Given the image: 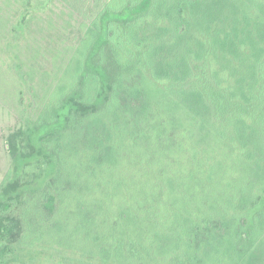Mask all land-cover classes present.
Listing matches in <instances>:
<instances>
[{
  "label": "trees",
  "instance_id": "1",
  "mask_svg": "<svg viewBox=\"0 0 264 264\" xmlns=\"http://www.w3.org/2000/svg\"><path fill=\"white\" fill-rule=\"evenodd\" d=\"M19 1L0 0V33ZM82 32L32 97L38 131L10 138L4 252L239 264L264 235V0H98Z\"/></svg>",
  "mask_w": 264,
  "mask_h": 264
},
{
  "label": "rangeland",
  "instance_id": "2",
  "mask_svg": "<svg viewBox=\"0 0 264 264\" xmlns=\"http://www.w3.org/2000/svg\"><path fill=\"white\" fill-rule=\"evenodd\" d=\"M30 1V8L22 0L10 4H14L11 6L13 12L6 23L3 19L7 31L0 33V66L3 65L0 72V185L13 167L9 149L12 135L38 129L35 124L38 109L33 112L30 109L32 97H44L48 89L56 84L71 49L78 46L82 39L83 25L89 24L98 7V0ZM0 7L5 9L3 4ZM27 11L36 12V20L31 23L30 29L19 31L16 41L11 30L19 25ZM33 54L38 57L33 58ZM7 65L11 69L8 70ZM9 81L13 83L11 87ZM17 90L22 92L23 107L15 98ZM52 162L37 186L54 173L55 162ZM8 248L7 254L4 252L5 245H0V264H75L57 253L20 246ZM239 264H264V235L253 244Z\"/></svg>",
  "mask_w": 264,
  "mask_h": 264
}]
</instances>
